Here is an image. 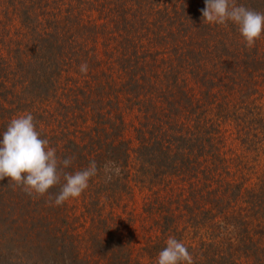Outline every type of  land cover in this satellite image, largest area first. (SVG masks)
<instances>
[{"label":"trees","instance_id":"trees-1","mask_svg":"<svg viewBox=\"0 0 264 264\" xmlns=\"http://www.w3.org/2000/svg\"><path fill=\"white\" fill-rule=\"evenodd\" d=\"M182 1L183 4L181 0H0V12L10 5L19 23L18 28L15 26L6 35L0 15V97L6 99L3 104L11 105L13 102L7 99L17 97L16 108L57 121V124L49 122L50 133L39 132L56 149L58 157L73 159L66 172L82 170L93 160L98 169L87 190L79 196L80 204L70 207L68 200L55 205L59 185L45 195H37L24 191L8 177L0 179V264H142L132 258L130 244L123 242L117 223L103 216L104 208L118 205L131 193L135 183L140 190L155 194L153 189L158 187L160 192L159 197L155 194L158 205L151 206L153 211L161 212L163 227H160L162 242L149 244L148 255L154 260L166 247L164 231L178 227L179 210H159H164L165 199L173 195L171 180L177 181L175 191H188L183 195L185 208L180 210L184 227H206L211 233L207 243L203 240L204 247L193 264H243V258L249 257L260 261L258 255H264V248L256 243L251 231L253 222L260 223L264 217V193L259 195L257 189L251 193L243 182L234 183L236 180L225 178L232 175V157L225 146L228 132L223 128L231 122L238 129L236 138L241 144L261 150L264 112L257 98L261 90L258 80L264 83V39L253 44L241 43L236 25L230 22L226 26L211 25L204 21L201 10L205 8V0H200L202 4L199 0ZM235 2L264 12V0ZM88 3L100 8V13L105 15L104 24L96 23L91 17L85 20L82 11ZM134 7L138 9L136 13L132 11ZM152 14L166 19V24L156 21L155 25L157 28L162 25L171 47H178L177 39H181L178 34L192 30L199 33L201 41L197 48L187 47L181 52L196 80L197 97L184 84L188 90L183 95L185 104L174 99L166 109L159 110L153 94L162 92L165 79L175 78L173 61L164 60L167 68L160 73L156 67L154 70L147 65L137 66L134 61V68L121 69L120 76L122 73L126 76L118 90L121 92H107L104 100L109 110L100 112L95 101L92 102L95 108L89 106V123L86 111L78 116L70 115L74 106L81 109L80 100L85 101V106L89 103L87 93L93 90L97 98L101 86L112 91L113 88L110 80L102 83L95 74L92 88H88L84 76L82 84L72 81L69 68L81 72L80 65L86 64L87 71L97 68L103 71L97 43L104 28L109 23L112 25L105 36L110 35L108 41H111L106 47L117 41L119 35L114 30L125 34L124 39L129 42L136 21L145 25V18ZM133 45L134 41L132 47L119 54L124 56L131 49L130 60L141 55L146 60L145 52L138 54ZM125 58H117L120 65ZM121 95L131 96L126 99L128 103L132 101V108L125 107L139 113L135 150L124 137ZM55 99L60 108L52 111L47 105ZM201 101L206 107L199 113ZM37 103L40 108L33 107ZM0 110L4 113L5 108ZM57 132L62 139L57 138ZM248 137L258 141L250 144ZM131 153H135V181ZM246 195L257 198L250 199L251 202H245L244 198L241 203L240 199ZM158 198H163V202ZM77 213L90 217L89 236L93 245L90 257L82 253L81 232L69 222L70 216L77 217ZM157 243L161 244L160 249Z\"/></svg>","mask_w":264,"mask_h":264},{"label":"rangeland","instance_id":"rangeland-1","mask_svg":"<svg viewBox=\"0 0 264 264\" xmlns=\"http://www.w3.org/2000/svg\"><path fill=\"white\" fill-rule=\"evenodd\" d=\"M200 2V0H199ZM202 4V2H200ZM181 4H183V1L181 0ZM181 4H178L180 6ZM10 5L7 6V9L2 12H0L2 20L4 21V32L6 35L10 33V31L15 28H18V21L15 19V16H13L12 11L10 9ZM147 8V7H146ZM143 7L142 9H146ZM135 13L138 11L137 8H133ZM82 15L84 16L85 20L88 19V17H91L96 23L98 24H104L105 23V15L100 13V8L97 7L96 5H93L92 3H88L85 8H83ZM137 15V14H136ZM161 16H155L151 15L147 18H145V25L142 21V24L139 23V21H136V16H135V21H136V27L133 32H131L130 35V41L127 42L126 39H124L125 34H121L117 32V30H114L115 34H118L119 36L116 37L117 41L113 42L110 44L109 47H106L111 41H108V37H105L110 31L112 25L109 23L108 28H104V33L101 34V36L98 37V43H97V48H98V55L99 59L101 61V66L100 68L103 69V71H96L92 69V71H87V73H82L80 71H77L75 68H69L68 73L72 81L76 80L80 84H82V80L84 78L89 82L88 88H92V78L94 77V74L96 75V79L99 80L100 82L104 83L107 80H110L111 87L113 88L110 89L109 87H106L105 85L101 86L102 89L98 91V97L96 98L92 92L87 93L88 97L87 99L89 100V103L87 101V105H84V100H80L79 104L81 106H74L72 110L69 112L70 115L72 116H78L82 111H86V116L87 120L86 122H90V116L88 113L89 106L94 107L92 102H95V105L100 109V112H104L106 110H109L108 108V102L104 99L107 98L108 94L107 92H121L118 91L120 90L123 82V80L126 76L125 73H122L120 76V73L122 72V68L129 69L130 66L131 68L135 67V64L137 66L142 65H147L151 67H156L159 71L158 73L162 72L160 71L161 69L167 68V64L164 63V60L171 59L173 61V67L175 70V78L173 79H165V82H163V86L161 91L162 92H156L153 94V101H157L159 110L161 109H166L168 106V102L171 100L176 99L179 102L183 103V95L184 91H188L185 85L188 86L190 94L193 95L194 97L196 95L197 91V83L196 80L193 78V76L189 73L190 69L188 66H186L185 62V57H183V54L181 52H185V49L189 47V49H195L197 48L196 46L197 43L201 41L200 35L198 32H195L192 30L190 33H181L178 34V37L181 38L178 44V47H171L169 45V39H167V32L163 30L162 25H159L158 28L155 25L156 21H159L163 24H166V19L164 18H159ZM135 23V22H134ZM214 25V24H211ZM227 23L224 25L226 26ZM2 27V25H0ZM147 28L146 30H142L144 28ZM123 32V31H122ZM103 35V36H102ZM127 36V35H126ZM225 36V35H224ZM238 39L239 41L245 42V40L242 38L241 34H239L238 30ZM107 39V40H106ZM264 39V35H262L260 38H258L255 42H258L260 40ZM132 41H134V45L136 46V50L138 51L137 53L139 54L142 52H145L146 60L143 59L142 55L139 56L138 58H135L133 60H130L131 55L133 53L129 54L131 49H128V54H125L123 56L122 54H119V52H123V50H126L127 48L132 47ZM177 41V42H178ZM109 42V43H107ZM131 43V44H130ZM133 45V47H134ZM114 46V47H113ZM64 48V47H63ZM118 49V50H117ZM134 49V48H133ZM70 49L68 48L69 51ZM106 50V51H105ZM65 51V49H64ZM62 50V52L64 53ZM148 51H150V54H148ZM176 51V52H175ZM107 52V53H106ZM182 55V56H181ZM126 57L123 61V65H120V61L117 58H124ZM145 58V57H144ZM135 61V64H134ZM76 70V71H74ZM155 70V68H154ZM220 75V74H219ZM162 76V74H160ZM163 79V78H162ZM175 80V81H173ZM161 81V80H160ZM167 81V82H166ZM261 81L263 80H258L259 83V90L260 94L259 97L257 98V103L261 105V111L264 112V83L261 84ZM162 82V81H161ZM257 83V84H258ZM185 84V85H184ZM83 87V86H82ZM84 88V87H83ZM85 89V88H84ZM204 89V88H203ZM201 88V91L203 90ZM97 94V92H95ZM263 94V95H261ZM126 98H130L131 96L127 95H121V105L122 108H120V111L123 115L124 119V137L125 139L129 140L131 148L135 150L137 147L138 143L136 140V131L135 128H138L139 126V113H137L136 110H130L128 108H132L131 103L127 102ZM147 99L150 98L146 97ZM6 99H3L0 97V108H5L4 113H1V118H0V133H2L4 130H6L7 125L10 123V121L20 115L27 114L23 112L22 109H18L16 102L18 101V98L14 99H7L12 101L13 103L9 105V103H4ZM104 100V101H103ZM55 100H49L48 105L50 106L51 110L59 109L60 107L55 103ZM37 102V101H36ZM203 104L201 106V109H198V112L200 113L203 111L206 107V104L204 101H201ZM200 103V104H201ZM262 103V104H261ZM92 104V105H91ZM180 104V103H179ZM185 104V103H183ZM125 105L128 107H125ZM114 106V101L113 105ZM34 108H40V104L37 103L33 106ZM95 108V107H94ZM21 110V111H18ZM40 110V109H38ZM113 112L116 111L115 107H112ZM1 111V110H0ZM97 111V113L99 112ZM58 112V111H57ZM40 114V112H38ZM56 112H54L55 114ZM41 115V116H40ZM34 117V123L36 124L37 130L38 131H45L46 133H50L49 131L51 130V123L54 122L57 124V121L53 120V117L46 118L44 117V114H40ZM138 115V116H137ZM51 122V123H49ZM79 124L81 123L80 119H78ZM256 125L252 124L251 126ZM225 131L228 132V142L226 143V148L229 150V154L232 157L231 160V172L232 175L226 176L228 180L234 179L236 180L234 183L240 182L244 184V188L246 190H249L251 193L257 189V193L262 195L264 193V142L262 143L261 150L260 149H255L254 145H245L241 144L240 141L237 140L236 134H237V128L235 125H233L231 122L230 124L224 125L223 128ZM53 130V129H52ZM57 131L56 129H54ZM264 131V128L263 130ZM249 132L250 135L253 133ZM58 139H62V135L58 133ZM249 135V136H250ZM249 140H251L250 144H254L253 142L258 141L257 138H251L248 137ZM264 140V136L262 137ZM132 156V161H133V167H132V178L135 181L137 177H135V153H131ZM177 180V179H176ZM227 181V180H226ZM177 181L171 180L169 183V186L172 187L171 191L173 192L172 197H167L165 199L166 206L164 205V210L161 208L159 209L160 211H168L167 208H173L172 210H179L177 214L176 220H178V227L176 230L171 231H164L163 233V243H166L167 239L169 237H175L177 240L182 241L189 249L193 260H198V254L199 250L204 247L203 240L206 242V238L210 235L211 233L209 232L208 228L205 229H199L201 226H188L184 227V223L182 219L184 220V217L180 215V210H184V204L185 200L183 198V195H187L188 191L184 192V190L179 191L177 189L175 191V187L177 185ZM134 184V183H133ZM139 184L135 183L133 186L131 193L129 195H126L123 200L118 204V205H112V206H107L104 208L103 211V216L106 217L109 221L116 222L117 225L116 228H118L120 236L123 240L124 243L130 244V249L132 253V258L135 259L136 261H140L142 264H156V259L151 260L149 258V244L156 243V242H162L160 240L161 237V231L160 227L161 222H162V215H160L159 211H153L152 210V205L157 206L158 201H156V196L155 194L159 197V190L157 191L158 187L154 188L155 194H152L153 191H143L140 190ZM261 187V189L259 188ZM246 198L245 202H251L250 199H255L257 197H251V196H244L243 198L240 199V202L242 203L243 199ZM79 197L78 198H73L69 199V207L71 204H80L79 202ZM159 201L162 203L163 198H158ZM239 202V203H240ZM40 204V203H39ZM244 206V205H243ZM79 207V206H78ZM70 209V208H69ZM264 209V207H263ZM81 211V210H80ZM70 214V212H69ZM198 216V215H197ZM196 216V220H197ZM180 219V220H179ZM201 216H198V221H201ZM69 222H73L75 228H77L78 231L81 232L82 236V253L85 256L89 257L91 256L90 253L91 249H93V245L91 243V235L89 236V231H90V217L86 215V218L84 215L77 213V217H72L70 216ZM112 222V224H113ZM171 222V221H170ZM254 224L252 225V231L253 233V238L258 243V245H261L264 248V217L261 219V222L259 221H254ZM163 228V227H162ZM158 242V243H159ZM156 244L157 249L161 248L160 246ZM207 243V242H206ZM166 246V244H164ZM159 247V248H158ZM214 248L210 249V252H213ZM212 254V253H211ZM210 254V255H211ZM260 261H256L255 258L249 257V258H243V264H264V255L260 254L258 255Z\"/></svg>","mask_w":264,"mask_h":264},{"label":"clouds","instance_id":"clouds-1","mask_svg":"<svg viewBox=\"0 0 264 264\" xmlns=\"http://www.w3.org/2000/svg\"><path fill=\"white\" fill-rule=\"evenodd\" d=\"M204 21L223 25L232 23L248 44L264 35V12L256 11L235 0H205L201 10ZM81 72L87 65H80ZM73 159L58 157L56 149L41 137L31 113L20 115L10 121L0 133V179L10 178L29 194L45 195L50 188L59 185L55 205L78 198L89 187L91 178L97 175V164L93 160L86 168L74 172L65 169ZM156 264H193L188 247L175 237H169L156 258Z\"/></svg>","mask_w":264,"mask_h":264}]
</instances>
